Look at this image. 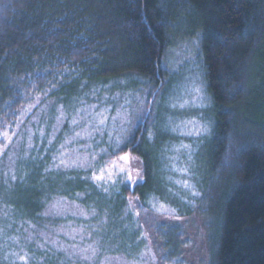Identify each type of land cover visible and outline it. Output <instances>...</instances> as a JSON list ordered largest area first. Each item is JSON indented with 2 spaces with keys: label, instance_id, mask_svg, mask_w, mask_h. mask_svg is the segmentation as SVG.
<instances>
[{
  "label": "trees",
  "instance_id": "16d2710c",
  "mask_svg": "<svg viewBox=\"0 0 264 264\" xmlns=\"http://www.w3.org/2000/svg\"><path fill=\"white\" fill-rule=\"evenodd\" d=\"M185 30L197 39L211 112L205 173L180 205L154 182L167 172L148 133L155 115L154 127L162 123L158 104L176 81L166 55ZM140 89L148 93L143 115L111 157H136L142 180L105 194L79 171L65 172L62 190L48 187L46 166L0 174V235L21 246L7 250L29 264H69L28 239L61 197L137 223L133 235L146 232L156 264H264V0H0V149L36 99L59 105ZM155 200L175 216L158 213Z\"/></svg>",
  "mask_w": 264,
  "mask_h": 264
},
{
  "label": "rangeland",
  "instance_id": "374dc122",
  "mask_svg": "<svg viewBox=\"0 0 264 264\" xmlns=\"http://www.w3.org/2000/svg\"><path fill=\"white\" fill-rule=\"evenodd\" d=\"M189 33L191 30H185L175 40L177 45L167 52L166 69L176 81L169 95L159 101L160 127H154L158 122L155 115L154 126L148 133L149 145L151 149L158 148L161 168L167 172L165 179L162 175L154 182L163 181L166 186L161 191L165 199L180 205L201 185L211 112L198 60L197 39H191ZM147 95L146 89H140L109 97L90 95L79 102L71 97V101H62L59 105L36 99L18 120L13 133L8 135L6 146L0 149L1 176L4 180L14 179L29 168L46 166L45 173H51L48 187L53 190L65 188L66 171L90 175L105 194L137 184L142 180V167L129 152L119 154L129 155L127 163L117 162L131 171L132 181L124 174L113 176L114 184L95 181L92 177L117 159L119 155L111 157V154L124 144L143 115ZM99 113L106 118L102 124ZM129 202L127 208L136 216L137 206ZM150 205L158 213L176 214V208L169 204L155 200ZM125 212L128 215L127 209ZM45 215L43 227L29 233L28 239L38 242L39 248L52 247L65 253L69 264H156L155 250L146 232L142 229L140 234L133 235L138 226L135 222H123L120 217L111 218L112 215L109 218L104 212L99 214L96 209L83 208L61 197L53 198L46 205ZM7 248L20 252L21 246L16 237L6 232L0 235V256L3 252L10 254H5L0 264H17L10 257L17 258L13 253H19Z\"/></svg>",
  "mask_w": 264,
  "mask_h": 264
},
{
  "label": "snow or ice",
  "instance_id": "6c2138e0",
  "mask_svg": "<svg viewBox=\"0 0 264 264\" xmlns=\"http://www.w3.org/2000/svg\"><path fill=\"white\" fill-rule=\"evenodd\" d=\"M100 116V120L99 122L102 124L104 123V120L106 119L103 116V113H99ZM77 136H80V133H76ZM119 144V141H118ZM130 157L128 154L125 155H119L117 157V159H113L112 161H110L104 168L100 169V174L96 175L93 174V180L95 181H104V182H109L111 181L113 184L116 183L115 180H113V176L116 175H121L124 174L127 177L128 181H132V175H131V171L127 170L125 167H122L117 161H124L125 163H127L129 161ZM61 163H64V161L62 160ZM83 166V165H81ZM140 173L139 170L137 169V177H139ZM195 194V193H194ZM161 207H163V205H161ZM94 214V213H93ZM95 253V249H93V254ZM14 255L18 256V259L22 262V264H28L29 262V258L28 256L25 255H20L17 253H13ZM85 259H87V257H85Z\"/></svg>",
  "mask_w": 264,
  "mask_h": 264
}]
</instances>
